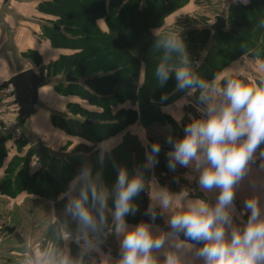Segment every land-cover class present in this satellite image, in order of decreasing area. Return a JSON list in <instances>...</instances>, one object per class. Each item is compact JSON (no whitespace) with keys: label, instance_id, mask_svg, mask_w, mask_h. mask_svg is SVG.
Returning a JSON list of instances; mask_svg holds the SVG:
<instances>
[{"label":"clouds","instance_id":"1","mask_svg":"<svg viewBox=\"0 0 264 264\" xmlns=\"http://www.w3.org/2000/svg\"><path fill=\"white\" fill-rule=\"evenodd\" d=\"M158 32L155 78L160 86L174 78L176 90L184 93L172 104L162 94V110L171 108L182 119L186 99L194 96L198 114L189 115L182 135L165 138L166 167L188 169L185 178L195 187L173 192L155 177L146 182L143 171L130 175L125 167L109 186L101 172L82 165L64 193V211L76 225L71 235L82 254L100 258L98 264H264V202L254 192L239 209L235 203L254 157L264 158V76L250 82L233 62L206 78L179 31ZM160 151V143L150 144L145 168L158 163ZM142 192L149 222L129 224L126 217L137 212L134 198ZM109 231L118 240L115 257L102 248ZM25 255L22 264H81L50 246Z\"/></svg>","mask_w":264,"mask_h":264},{"label":"trees","instance_id":"2","mask_svg":"<svg viewBox=\"0 0 264 264\" xmlns=\"http://www.w3.org/2000/svg\"><path fill=\"white\" fill-rule=\"evenodd\" d=\"M185 4V0H44L37 5V11L51 18L45 20L41 36L51 47L69 53L46 66L40 65V57L34 51H28L24 57L39 67L38 74L64 78V82L54 84V91L61 90L63 92L60 93H65L62 95L74 96L98 108V111L73 103L68 104L67 114H51L49 119L53 128L81 142L64 156L56 153L45 155L44 168L39 167L33 173L28 172L29 165L23 166L22 160L21 168H11L5 179L0 181L1 195L15 198L25 192L46 198L52 201L56 211L65 205L67 198L59 197L67 191L69 182L81 166L91 165L93 169L100 163L96 145L126 126L139 120L144 126H167L175 136L183 134L161 111L162 94L171 104L184 93L176 90L174 78L163 86L158 81L153 82L159 51L154 48L156 35L151 31L163 26L162 19L166 14ZM225 20V28L215 40H212L210 23L180 33L192 58L200 61L198 70L206 78L246 55L259 59L264 65V0H249L246 5L230 4ZM99 21L104 22L107 31L100 29ZM141 65L144 81L138 86ZM67 75L75 82L67 83ZM73 87L76 92H73ZM127 100L134 102L137 110L118 109ZM149 141L161 145L156 163L159 178L160 174L168 172L166 152L170 149L163 139L149 137ZM5 156L2 143L0 167ZM60 219L58 217L57 222L47 228L44 242L62 251ZM67 229L73 232L76 225Z\"/></svg>","mask_w":264,"mask_h":264},{"label":"crops","instance_id":"3","mask_svg":"<svg viewBox=\"0 0 264 264\" xmlns=\"http://www.w3.org/2000/svg\"><path fill=\"white\" fill-rule=\"evenodd\" d=\"M42 1L44 0H0V79H6V81H8V79L12 75L25 69H32L38 73L39 67H36L29 58L24 57V54L28 51H34L39 55L41 60L40 65L42 66H46L50 62L57 60L59 56L69 53L66 50L51 47L49 42L41 36V28L42 26L46 25L45 20L51 19L49 16H46L37 11V5ZM188 2L190 1L188 0ZM248 2L249 0H247V2H245V0H211V4L217 5L219 7V14H223L225 18L227 17V8L230 4L246 5ZM100 22L102 23L103 21H99L98 26H100ZM211 22L212 20L209 21V23ZM102 25L106 26L104 22L102 23ZM233 62H238V64L243 69L244 75L248 77L250 82L255 81L257 77L264 76V68H262L263 64L257 58L249 57L246 55L237 58ZM233 62L229 66L233 65ZM143 81L144 68L143 65H141L137 79V85L140 86ZM74 98L76 101H73V103H78L83 108H86L93 112L98 111V108L89 105L87 102L79 100L78 98L73 96V99ZM179 98L177 100H179ZM178 107L179 105H177V108ZM162 108V113L168 115L181 130L183 124L188 122L190 114L198 115L195 111L194 96L188 97L186 99L185 106L183 107L182 119H178L177 113L173 112L171 108L165 111L162 110ZM118 109L137 110V106L134 104V102L127 100L119 105ZM168 112H172V114L169 115ZM51 128L53 127L51 126ZM53 129L61 132L55 128ZM161 129L164 132L163 134L165 135L171 136V134L173 133L170 128H167V126H162ZM146 134L147 133L145 132V129H143L141 122L139 120H136V122H134L133 124L123 128L121 132L117 133L114 136H111L103 142L98 143L95 147V150L99 151L100 153V163L104 162L106 159L108 160V157L105 156V152L110 151L109 153H111L117 151L119 155H122L121 161L125 166L129 167L130 172L135 174L137 171H143L144 173H146V182L150 181L152 177H155V179L161 186H167L173 192H178L181 187L194 188L195 184L185 178V173L189 172L188 169L177 166L175 172H171L168 170L167 173L160 174L159 178H161V180L158 178L156 173V164L151 168V170L150 168H145V170H143L144 168L140 164L137 157L138 153L141 154L144 152H142L143 148L145 149V152H149V146L151 143ZM152 137L165 140V137H163V135L157 137H154L152 135ZM73 139H76L77 143L81 142V140L78 138ZM126 140H129V142H126ZM43 145L48 147L46 144ZM49 148L53 150L52 147ZM53 151L55 152L56 150L54 149ZM33 165L37 164L31 162L29 165V169H31ZM95 167L92 170H94ZM38 169L39 165L38 167H35V169H31V173L35 172ZM1 180L2 179L0 177V181ZM254 192L258 193L262 198V202H264V166H249L248 176L246 177L245 181L238 187L235 201L237 208L239 209L240 207H242L243 200L247 196L252 195ZM145 196L148 204V197L146 193ZM64 197L66 198V196L63 194L59 197V199H62ZM29 198H32L34 200L37 199L42 202L47 201L46 198L30 195L25 192L18 194L15 198L0 194V204L4 207L6 215L4 220L7 221V223L0 222V242L5 241L6 239H10V243L8 242V244L10 245L7 247V249H2L4 250L3 253L5 256L0 259V264H22V262L27 259V256L25 255L26 252H28L30 249H38L39 247V243L36 244L34 240L32 241V237H29L30 240H28L29 238L25 240L23 236L17 232V227L14 224L11 225L8 223L9 218H12L11 213H9L10 210L13 211V209H11L12 205L18 202L24 203V201ZM53 212L54 211L52 207L50 216L54 219L55 215L53 214ZM35 215L36 213L30 211V213L24 216V219H27V221H29V219L34 218ZM1 218L2 216L0 214V221ZM135 220L134 222L129 224L135 225ZM158 220L163 222L162 219ZM10 228L14 230L13 233H9L6 230ZM75 230L76 229H74L73 232H75ZM73 232L70 233L72 234ZM16 236H18L19 239H17ZM102 248L105 252L111 253L113 257L116 256L118 251V240L111 231H109L104 238ZM62 251L66 252L73 260L79 259L81 261V264H98V260L100 259L99 257H97L96 259L92 258L96 256L95 253H92L91 256L82 254L80 246L74 241V239L73 241H66L63 244Z\"/></svg>","mask_w":264,"mask_h":264},{"label":"rangeland","instance_id":"4","mask_svg":"<svg viewBox=\"0 0 264 264\" xmlns=\"http://www.w3.org/2000/svg\"><path fill=\"white\" fill-rule=\"evenodd\" d=\"M187 1L188 0H185L186 4L182 8L176 10L171 14L165 15V17L162 19L163 26L157 28L159 30L158 35H165L172 31H179V33H183L188 28L192 29L194 27H204L205 25L209 24V21H214V15H219V7L217 5H212L211 0H189L190 2ZM176 4L178 5L179 2H177ZM102 23L100 22V29L102 31H104V29L105 31H107L106 26H103ZM154 30L156 29H153L151 31L152 35H156V33H154ZM94 47L97 48V46ZM51 79L52 84L44 86L41 90H39L40 97L38 96L34 113L29 118V120L25 121L22 126L18 127V123L20 122L19 119H16L15 116L16 124H13L12 128L9 130V133L3 131L0 132L2 134L1 137L5 139L4 149L6 153V156L3 159L0 167V173H2L0 174L1 179H5V177L10 173L11 168L18 169L22 167V160L24 159V156L32 143L40 142L46 144L48 147H52L53 150L55 149L56 151L54 153L59 156L69 154L70 149L77 144L76 139L67 137L62 132H58L51 128L49 119L51 114H67L68 104H73V101H76L75 98L73 99V96L62 95L65 93H60L63 92L61 90L54 91V84H56L57 82H64V78L62 76L53 77ZM152 79L154 83L157 82L154 73L152 75ZM0 81H2V79H0ZM73 92H76V89L74 87ZM14 104L17 108L18 115V107L16 103ZM141 125L143 129H145L148 139L149 137H152V135L154 137L163 135V137L165 138L169 136L163 134L164 132L161 129L162 126H160L159 124H152L151 126H144L143 124ZM167 128L169 129V127ZM126 142H129V140H126ZM68 143H70L72 146H69ZM109 152H105V156L108 157V160L106 159L102 163H97L93 172H101L104 182L111 186L114 183L116 172L120 167L127 168L130 175L134 173L130 172L129 167L125 166L122 163V155H119L117 151L111 153ZM142 152L143 153L141 154L138 153L137 159L144 168L143 170H145V164L147 163V151L145 152V149L143 148ZM92 160L93 159H91L90 162H92ZM31 162L37 164L33 165L31 169H35V167H38V163L35 158H32L28 165H30ZM31 169H28V172L31 173ZM144 175L146 176V173H144ZM138 198V196L134 198V202L137 204V206L139 205ZM47 201L42 202L37 199L34 200L32 198H29L25 200L24 203H14L11 207L14 212L10 210L9 213H11L12 218H9L8 223L11 225L14 224L17 227V232L21 234L25 240L29 237H32V241L34 240L36 244L39 243V249L46 246L54 247L53 245L46 244V242H44V237L47 228H49L52 223L57 222L59 217L61 218L60 222L58 221L59 224L61 223L59 230V242H61L62 246L60 245V248L62 250L63 244L66 241H73L72 235L69 239L63 238V232L65 231L64 229L68 230L67 228L73 227L75 223L72 222L68 215L65 213V205H61L56 211L53 209V214L55 215V217L54 219L51 218L50 214L53 203L49 199H47ZM30 211L36 213V215L34 218H31L29 219V221H27V219H24V216L30 213ZM0 214L2 216L0 222L7 223V221L4 220L6 216L5 210L1 204ZM57 214L58 217L56 216ZM126 220L128 223H132L134 222L135 217L128 216L126 217ZM30 238L28 240H30ZM5 241L0 242V259L5 256L3 251L6 250L10 245L8 244V242L10 243V239H6Z\"/></svg>","mask_w":264,"mask_h":264},{"label":"water","instance_id":"5","mask_svg":"<svg viewBox=\"0 0 264 264\" xmlns=\"http://www.w3.org/2000/svg\"><path fill=\"white\" fill-rule=\"evenodd\" d=\"M226 20L224 15H216L214 17V21L211 23L209 28L212 30V40H215L220 32L225 28ZM65 81L75 82L74 79H71L68 75L65 77ZM52 84V79L46 76L40 75L32 69H25L23 71L17 72L12 75L8 81H6L3 86H10L13 90V95L15 97V103L18 107V127L22 126V124L29 120V118L33 115L35 106L39 96V90L47 85ZM171 136H175L174 133ZM5 139L0 137V144L4 143ZM54 151L44 146L42 143H32L27 153L23 159V166H27L32 158H35L39 167L44 168V156L45 155H53ZM139 205L137 208V212L135 214H130L132 217H135V223L149 222V218L144 215V212L147 208V199L145 193L142 192L139 194ZM156 223L158 225L163 224V222L157 220ZM9 233H13L14 230L12 228L6 229ZM19 239L18 236H16ZM20 241V240H19Z\"/></svg>","mask_w":264,"mask_h":264},{"label":"built area","instance_id":"6","mask_svg":"<svg viewBox=\"0 0 264 264\" xmlns=\"http://www.w3.org/2000/svg\"><path fill=\"white\" fill-rule=\"evenodd\" d=\"M213 22V21H212ZM211 22V23H212ZM210 23V24H211ZM6 82V79L0 81V132L9 133V130L12 128L15 123V116L18 119L17 108L14 104L15 97L13 95V90L10 86H3ZM2 134L0 133V137ZM250 167H263L264 158L259 156L254 157L253 162L249 165ZM63 238H71V233L69 230L63 232Z\"/></svg>","mask_w":264,"mask_h":264},{"label":"bare ground","instance_id":"7","mask_svg":"<svg viewBox=\"0 0 264 264\" xmlns=\"http://www.w3.org/2000/svg\"><path fill=\"white\" fill-rule=\"evenodd\" d=\"M15 103V102H14Z\"/></svg>","mask_w":264,"mask_h":264}]
</instances>
